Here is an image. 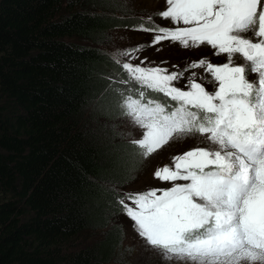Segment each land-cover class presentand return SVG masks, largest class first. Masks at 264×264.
Listing matches in <instances>:
<instances>
[{
	"label": "rangeland",
	"instance_id": "obj_1",
	"mask_svg": "<svg viewBox=\"0 0 264 264\" xmlns=\"http://www.w3.org/2000/svg\"><path fill=\"white\" fill-rule=\"evenodd\" d=\"M115 1L124 11L118 16H140L154 29H113L100 49L143 91L177 98L184 108L168 114L153 101L127 98L130 84L110 72L121 86L113 120L118 138L138 142L145 155L128 184L111 186L130 195L120 201L122 214L76 244H96L112 227L121 244L118 261L108 264H264V147H237L264 143V105L250 94L264 88V0ZM195 97L211 105L205 111H221L220 124L201 130L184 123L196 120L188 111ZM177 153L178 165L168 168ZM218 170L227 174L218 178ZM242 177L250 189L238 197ZM162 220L210 227L212 239L196 248L162 245Z\"/></svg>",
	"mask_w": 264,
	"mask_h": 264
},
{
	"label": "trees",
	"instance_id": "obj_2",
	"mask_svg": "<svg viewBox=\"0 0 264 264\" xmlns=\"http://www.w3.org/2000/svg\"><path fill=\"white\" fill-rule=\"evenodd\" d=\"M116 3L0 0V264L118 261L116 228L96 244H76L122 214L120 201L130 195L111 186L128 184L145 155L138 142L118 138L121 86L110 72L130 84L127 98L153 101L168 114L184 101L143 91L100 49L113 29L154 27L140 16H118L124 11ZM188 105L193 126L219 123L220 110ZM178 156L169 157L168 168ZM159 230L166 246L196 248L212 239L211 228L199 224L176 228L162 220Z\"/></svg>",
	"mask_w": 264,
	"mask_h": 264
},
{
	"label": "water",
	"instance_id": "obj_3",
	"mask_svg": "<svg viewBox=\"0 0 264 264\" xmlns=\"http://www.w3.org/2000/svg\"><path fill=\"white\" fill-rule=\"evenodd\" d=\"M247 53H248L249 55H251V54H252V49H251V48H247Z\"/></svg>",
	"mask_w": 264,
	"mask_h": 264
},
{
	"label": "bare ground",
	"instance_id": "obj_4",
	"mask_svg": "<svg viewBox=\"0 0 264 264\" xmlns=\"http://www.w3.org/2000/svg\"><path fill=\"white\" fill-rule=\"evenodd\" d=\"M191 126H193V124H190ZM261 186V185H260Z\"/></svg>",
	"mask_w": 264,
	"mask_h": 264
}]
</instances>
